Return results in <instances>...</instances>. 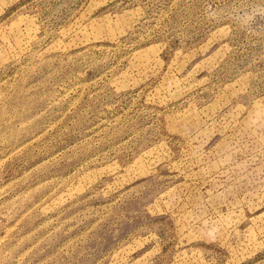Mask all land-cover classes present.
Returning a JSON list of instances; mask_svg holds the SVG:
<instances>
[{
    "label": "rangeland",
    "instance_id": "rangeland-1",
    "mask_svg": "<svg viewBox=\"0 0 264 264\" xmlns=\"http://www.w3.org/2000/svg\"><path fill=\"white\" fill-rule=\"evenodd\" d=\"M0 264H264V0H0Z\"/></svg>",
    "mask_w": 264,
    "mask_h": 264
}]
</instances>
